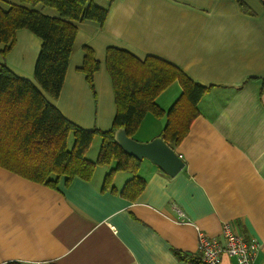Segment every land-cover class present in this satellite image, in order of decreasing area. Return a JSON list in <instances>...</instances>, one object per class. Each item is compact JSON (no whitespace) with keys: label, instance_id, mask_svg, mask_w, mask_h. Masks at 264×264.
<instances>
[{"label":"crops","instance_id":"0c3cea01","mask_svg":"<svg viewBox=\"0 0 264 264\" xmlns=\"http://www.w3.org/2000/svg\"><path fill=\"white\" fill-rule=\"evenodd\" d=\"M93 2L108 9L105 21L101 26L74 23L77 33L60 95H43L73 124L108 131L116 113L104 67L108 47L176 66L210 88L186 136L177 146L168 145L184 166L168 176L143 159L137 175L145 187L134 200L121 193L132 177L128 172H116L113 189H101L114 162L97 166L90 181L75 177L66 186L62 177L56 190L0 168V264H193L175 253L196 259L197 228L221 239L225 223L259 243L254 264H264V3ZM11 4L59 17L40 3L0 0L1 8ZM40 43L28 30H18L3 60L9 71L37 87L33 69ZM85 47L100 64L92 79L94 92L80 72ZM180 94L174 82L155 103L168 112ZM166 122L165 116L147 114L132 139L150 142ZM90 151L91 146L85 157L95 161L98 152L92 158ZM176 210L191 223H178ZM220 264L236 261L224 254Z\"/></svg>","mask_w":264,"mask_h":264},{"label":"trees","instance_id":"16d2710c","mask_svg":"<svg viewBox=\"0 0 264 264\" xmlns=\"http://www.w3.org/2000/svg\"><path fill=\"white\" fill-rule=\"evenodd\" d=\"M20 2L31 6L40 3L56 10L59 17L45 16L21 5L11 4L8 9L0 6V168L56 190L62 177L66 178V186L75 177L90 181L97 166L114 162L101 189H113L114 174L128 172L132 177L121 193L128 199H136L145 187V180L137 175L141 161L126 155L114 143V133L124 129L131 139L145 115L165 116L166 126L159 137L166 144L177 146L198 115L199 100L210 88L195 83L176 66L157 57L139 59L125 50L108 47L104 67L114 91L115 117L108 131L85 130L64 118L43 93L54 99L60 95L77 33L74 23L93 22L101 26L108 9L93 4V0ZM21 29L41 40L33 69L38 87L16 76L3 62L16 42V31ZM84 52L80 72L85 74L94 92L92 79L100 64L90 48L85 47ZM174 82L180 85L181 94L168 112H164L155 99ZM95 137L100 138V149L96 160L90 161L85 156ZM175 255L200 264L187 254Z\"/></svg>","mask_w":264,"mask_h":264},{"label":"built area","instance_id":"2783aa9c","mask_svg":"<svg viewBox=\"0 0 264 264\" xmlns=\"http://www.w3.org/2000/svg\"><path fill=\"white\" fill-rule=\"evenodd\" d=\"M264 3V0H262ZM180 224H190V220L180 210H176ZM225 223L221 227V239L211 237L197 228L196 259L201 264H220L222 256L232 257L236 264H254L259 251V243L247 238Z\"/></svg>","mask_w":264,"mask_h":264},{"label":"water","instance_id":"95a60500","mask_svg":"<svg viewBox=\"0 0 264 264\" xmlns=\"http://www.w3.org/2000/svg\"><path fill=\"white\" fill-rule=\"evenodd\" d=\"M114 141L126 155H132L139 161L148 160L168 176H175L184 166L179 156L161 137L140 143L130 139L124 129H118L114 133Z\"/></svg>","mask_w":264,"mask_h":264},{"label":"rangeland","instance_id":"374dc122","mask_svg":"<svg viewBox=\"0 0 264 264\" xmlns=\"http://www.w3.org/2000/svg\"><path fill=\"white\" fill-rule=\"evenodd\" d=\"M99 141H100V139L98 137H95L94 140H93V144L91 143L92 145H91V151L89 153V156H91L92 158L93 157L95 158L96 157L95 155H97ZM86 155H87V153H86Z\"/></svg>","mask_w":264,"mask_h":264}]
</instances>
